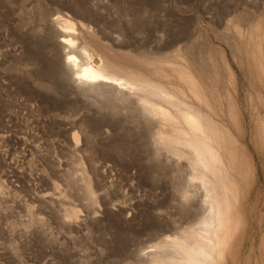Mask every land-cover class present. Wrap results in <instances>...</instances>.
<instances>
[{
  "label": "rangeland",
  "instance_id": "rangeland-1",
  "mask_svg": "<svg viewBox=\"0 0 264 264\" xmlns=\"http://www.w3.org/2000/svg\"><path fill=\"white\" fill-rule=\"evenodd\" d=\"M57 12L122 65L145 70V60L176 62L177 53L198 64L222 52L256 173L240 200L244 225L226 264H264V63H254L253 45L264 46V0H0V264H154L147 254L164 239L206 233L201 191L183 196L189 162L172 163L154 145L156 126L146 117L127 111L105 142L100 127L84 119L76 131L85 148L68 142L64 128L89 105L66 102L65 80L46 57L47 26ZM89 33L126 48H114V56ZM228 89L219 81L216 98Z\"/></svg>",
  "mask_w": 264,
  "mask_h": 264
},
{
  "label": "bare ground",
  "instance_id": "bare-ground-1",
  "mask_svg": "<svg viewBox=\"0 0 264 264\" xmlns=\"http://www.w3.org/2000/svg\"><path fill=\"white\" fill-rule=\"evenodd\" d=\"M50 20L47 27L52 55L46 57L56 62L59 76L65 80L66 102L89 105L88 114L64 128V135L71 136L68 142L73 149L79 151L86 146L85 137L80 138L76 131L80 121L88 119L100 127V142H105L111 135L112 125L133 110L156 126L154 145H161L172 163L186 159L190 164L189 185L183 196L188 198L192 187L201 191L200 227L206 233L191 231L171 240L164 239L155 251L147 254L150 261L154 264H226L235 234L244 225L240 200L252 190L256 173L242 142L246 125L237 103L234 72L222 52L217 51L220 56L213 53V58L208 56V60L198 64L181 53L175 55L176 62L145 60L140 63L145 66L144 70L122 65L101 52L69 17L57 12ZM89 34L114 56L118 54L114 48H126L125 44L107 36ZM206 38L210 40L207 35ZM104 39L111 45L103 43ZM253 45L259 56L254 58L257 60L254 63L261 65L264 46ZM208 46L211 47L210 41ZM132 50L125 54L135 58ZM221 68L226 75L220 73ZM258 69L264 72V65ZM219 81H224L229 88L221 94L222 99L221 95L216 98ZM218 108L227 114L231 128L219 122ZM259 131L260 145L264 148V120L259 123Z\"/></svg>",
  "mask_w": 264,
  "mask_h": 264
}]
</instances>
